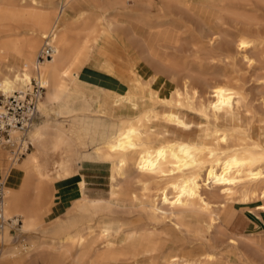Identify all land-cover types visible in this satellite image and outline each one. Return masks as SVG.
Here are the masks:
<instances>
[{
	"label": "bare ground",
	"instance_id": "1",
	"mask_svg": "<svg viewBox=\"0 0 264 264\" xmlns=\"http://www.w3.org/2000/svg\"><path fill=\"white\" fill-rule=\"evenodd\" d=\"M107 46L124 65L95 67L113 80L78 127L65 106ZM238 65L264 68V0H0V95L41 87L36 113L58 117L7 129L13 153L0 136V264H264L233 207L264 222V73L259 110Z\"/></svg>",
	"mask_w": 264,
	"mask_h": 264
},
{
	"label": "rangeland",
	"instance_id": "2",
	"mask_svg": "<svg viewBox=\"0 0 264 264\" xmlns=\"http://www.w3.org/2000/svg\"><path fill=\"white\" fill-rule=\"evenodd\" d=\"M129 4H130V2H129ZM184 49L187 50V52H185L186 55H190V58L193 59V54L190 53L189 47L186 46V47H184ZM100 53L101 54L105 53V55H100ZM101 61L105 62V63L113 62V64L116 66V68H117V70H119V72H120V68L124 65L123 58L121 57V54H118L116 51H113L108 46L105 47V49H103V50L100 49V52L98 55H96L95 60L94 61L92 60L89 63L88 66H90V67L87 66L88 70L85 72V75H84L86 80L77 82L76 86L72 89V92H71V95L69 98V102L65 106V111H64L65 114L68 111L71 112L75 109H77L79 112L81 111L80 113L95 112V109H96L95 99H93L92 97H94V96L97 97L100 94H102L104 92L105 88L109 87V85H111L110 81L113 80L112 75L110 73H107L106 70H103L101 68L98 70L99 72L96 71L95 67ZM91 69H93V70H91ZM203 69L205 71L213 70V68H211L209 65H203ZM262 69H263V71H262ZM262 69H261V71H259V69H258V70H255L253 72L249 68L247 69V68L243 67L242 65H238V70L241 72L236 73V76L238 75L239 81L244 85V86L243 85L242 86L246 90L247 95L249 96V99L252 100V103L257 107V109H259V107H258L259 106L258 105L259 100H257V99H259L258 93L260 92L259 90L261 88L258 87V85H257L258 83H257V81H255V76H256V74L258 76H261L264 73V68H262ZM250 71L253 73H251ZM170 85L172 86V81L167 80L165 77H161V78H159V83L154 85V86H156L154 88H157L160 94H165L167 89H169V87H171ZM163 88H164V90H163ZM0 99H1V97H0ZM253 99H255V100H253ZM54 118L57 119L58 117L55 114L45 115L43 113H39V114L35 113L32 121L36 124H39V123H42L44 121H52V120H54ZM69 122L71 124H79V125H83V126L86 125L85 128L87 129V126H88L87 123L89 122V119L84 118V120L80 121L77 117H72L71 119L69 118ZM67 125L68 124L66 123V126ZM103 125L106 126L107 129L105 130V132H103V134H101L98 137V139H94V137H92L91 133H90L89 141L91 142V144L103 141L109 134H111L112 132H114L117 129L115 124L103 123ZM67 128H68V126H67ZM26 139L29 143V144H27V148H26V151H27L26 153H28L31 151L32 146L28 140V135H27ZM1 146L4 147L3 148L4 150H5V148L10 149L12 151V153L16 149L15 148L16 145H14V144L12 145V143H11V145H9L8 143L7 144L4 143ZM26 153H24V155L21 154L18 157V159H19L18 161H20L25 156ZM21 156H22V158H21ZM51 156H52V160H57V153H55L54 155H51ZM80 172L82 174H86V175H88L90 173H94V172H100L101 173L100 175H103V172H101L100 169H96V168L95 169L87 168V169L81 170ZM97 180H99V182L102 183L103 177L102 176L97 177ZM90 181H92V180H90ZM101 186L103 187V184ZM121 190L122 191L125 190L128 193H132L139 201L142 199L139 191L134 190L129 186H121ZM233 207L236 208V214L239 215L240 217H242L244 220V224H243L244 228L242 229V231L246 230L248 232L264 233V222H262L261 220L253 218L252 214L246 208L242 209L243 207L238 203H234ZM238 209H239V211H238ZM254 210L257 211L258 208L256 207V208H254ZM152 219L155 222L157 221V219H155L154 217ZM18 223H19L18 225H21L20 220H18ZM18 225L14 226V229L18 228L19 227ZM61 234H62V231L54 229L51 233L48 234V236L49 237H57V236H60ZM20 238H21V234H15L13 232L11 242H16ZM10 264H13V263H10Z\"/></svg>",
	"mask_w": 264,
	"mask_h": 264
},
{
	"label": "built area",
	"instance_id": "3",
	"mask_svg": "<svg viewBox=\"0 0 264 264\" xmlns=\"http://www.w3.org/2000/svg\"><path fill=\"white\" fill-rule=\"evenodd\" d=\"M52 52V47L45 43L36 55V62L41 63L42 61L49 59ZM32 89V92H27L22 97H20L16 92H13L12 95L7 97L0 95V106L3 108V112L0 113V136L5 138V144L10 143L7 135V129L12 127L18 130H25L34 118L36 113L35 101L40 97L42 88L34 86ZM26 148L27 145L25 150ZM20 155L21 153H18L17 157ZM1 200L2 188L0 184V226L4 222L1 213ZM17 225L18 219H15L13 226Z\"/></svg>",
	"mask_w": 264,
	"mask_h": 264
},
{
	"label": "crops",
	"instance_id": "4",
	"mask_svg": "<svg viewBox=\"0 0 264 264\" xmlns=\"http://www.w3.org/2000/svg\"><path fill=\"white\" fill-rule=\"evenodd\" d=\"M95 56V55H94ZM93 58H96V56L95 57H93ZM101 65H102V67H104V63H101ZM81 112V111H80ZM80 112L77 110V109H75V110H73V111H68V113H69V118L71 119L72 117H77L80 121L81 120H84L83 118H81V116H80ZM74 125H76V126H82L83 127V125H79V124H74ZM89 133H91V132H89ZM91 136L92 137H94V135L91 133ZM89 137H90V135H89ZM95 139V138H94Z\"/></svg>",
	"mask_w": 264,
	"mask_h": 264
}]
</instances>
